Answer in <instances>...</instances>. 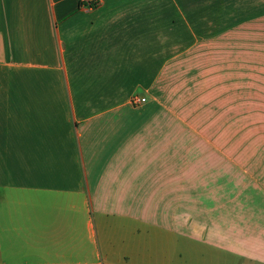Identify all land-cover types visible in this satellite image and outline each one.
<instances>
[{"label": "crops", "instance_id": "obj_1", "mask_svg": "<svg viewBox=\"0 0 264 264\" xmlns=\"http://www.w3.org/2000/svg\"><path fill=\"white\" fill-rule=\"evenodd\" d=\"M187 84L225 154L186 156ZM203 243L264 264V0H0V264H197Z\"/></svg>", "mask_w": 264, "mask_h": 264}, {"label": "rangeland", "instance_id": "obj_2", "mask_svg": "<svg viewBox=\"0 0 264 264\" xmlns=\"http://www.w3.org/2000/svg\"><path fill=\"white\" fill-rule=\"evenodd\" d=\"M193 52L188 57H192ZM187 57V58H188ZM210 59V58H208ZM193 63V57L191 58L189 64L192 67ZM187 67L189 65L187 64ZM193 69V68H192ZM191 73H188L187 76H191ZM224 77V74L223 76ZM177 86V85H173ZM186 90L182 94H174V99H171V106L172 107H179L184 108L186 111L185 115V123H186V149L185 154L187 157L193 156L194 154H202L203 156H210V155H222L225 154V148L216 147L214 145V142H212L213 137L215 136V124H221L225 123L224 119L225 117L221 116L216 118V116H210L209 110L207 108H213V104L210 105V102L213 103V101L209 100H202L201 101V108L203 109V114L200 117L194 116V94H193V87H188V84L186 85ZM215 104V103H214ZM224 107V101L223 105ZM206 109V110H205ZM206 113V114H205ZM217 119V121H216ZM201 122V128H202V140L204 141V144H202V148L200 149H194V134L197 128H198V121ZM211 120L213 122L211 123ZM213 124V125H211ZM223 126V124H222ZM197 132V130H196ZM236 136V133H235ZM237 139L240 138V132L237 133ZM222 138L225 140V133H222ZM197 139V137H196ZM212 145V146H211ZM196 150V153H195ZM239 150V149H238ZM194 197H187V205H193ZM200 260L197 264H240L242 260H239L235 256H232L230 254H227L220 249L215 250L214 247L208 245V244H201L200 245ZM188 253V252H187ZM188 264V263H186Z\"/></svg>", "mask_w": 264, "mask_h": 264}, {"label": "built area", "instance_id": "obj_3", "mask_svg": "<svg viewBox=\"0 0 264 264\" xmlns=\"http://www.w3.org/2000/svg\"><path fill=\"white\" fill-rule=\"evenodd\" d=\"M80 4L83 5V6H88V7H91V6H94L96 4H98V2H100V0H79ZM135 103H140V102H143L144 101V98H134L133 99Z\"/></svg>", "mask_w": 264, "mask_h": 264}]
</instances>
